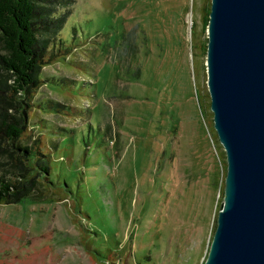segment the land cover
Instances as JSON below:
<instances>
[{"label": "rangeland", "instance_id": "1", "mask_svg": "<svg viewBox=\"0 0 264 264\" xmlns=\"http://www.w3.org/2000/svg\"><path fill=\"white\" fill-rule=\"evenodd\" d=\"M209 2L39 3L63 15L53 50L65 58L38 70L27 145L45 134L63 200L35 184L0 204V264H204L225 159L207 87ZM0 162L13 168L6 153Z\"/></svg>", "mask_w": 264, "mask_h": 264}, {"label": "water", "instance_id": "2", "mask_svg": "<svg viewBox=\"0 0 264 264\" xmlns=\"http://www.w3.org/2000/svg\"><path fill=\"white\" fill-rule=\"evenodd\" d=\"M207 87L226 156L204 264H264V0H210Z\"/></svg>", "mask_w": 264, "mask_h": 264}, {"label": "trees", "instance_id": "3", "mask_svg": "<svg viewBox=\"0 0 264 264\" xmlns=\"http://www.w3.org/2000/svg\"><path fill=\"white\" fill-rule=\"evenodd\" d=\"M41 2L43 0H0V154L6 153L13 167L4 169L0 165V204L13 203L28 196L35 184L44 197L50 194L60 199L55 182L50 180L51 156L44 148L45 134L41 133L31 145H27L31 133L27 128L28 114L31 116V110L36 111L31 109L29 99L38 87V70L43 63L65 58L60 48L56 52L53 50L54 46L59 47L56 33L64 22L63 15L39 6ZM209 10L210 6L203 27L208 24ZM69 50L65 48L64 52ZM221 155L225 158L220 186L223 197L225 152ZM218 208L219 203L216 216ZM83 244L90 250L88 244L84 241ZM105 259L107 264L117 261L113 255H107ZM124 262L121 260L117 264Z\"/></svg>", "mask_w": 264, "mask_h": 264}]
</instances>
